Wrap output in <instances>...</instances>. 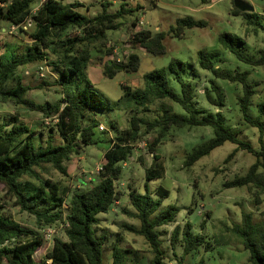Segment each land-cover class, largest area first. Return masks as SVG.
Returning a JSON list of instances; mask_svg holds the SVG:
<instances>
[{"label": "trees", "instance_id": "1", "mask_svg": "<svg viewBox=\"0 0 264 264\" xmlns=\"http://www.w3.org/2000/svg\"><path fill=\"white\" fill-rule=\"evenodd\" d=\"M36 1L38 6L33 12L31 5ZM0 4L3 5L0 6V19L18 26L30 19L33 24L31 32L20 27L21 31L28 33L31 40L24 52L20 55L6 52L0 54V103L22 106L38 111L45 117L56 115L57 120L52 129L62 138V143L59 144L53 143L52 135H49L45 143L36 142V132L18 114L0 118V185L10 193L19 209L33 214L37 227L41 228L61 218L60 208L69 189L60 188L39 170L44 171L45 166H50L62 175H67L64 161L71 154L78 153L82 147L94 142L93 128L97 122L89 119L88 112L111 108L109 103H104L98 97L87 74L92 49L98 52L100 60L102 55H111L113 45L107 41L106 32L119 29L123 25L120 19L140 6L128 8L122 5L115 12L109 13L104 9L101 13L87 16L78 11L83 5L78 0L70 3H63L61 0H42L40 3L38 0H0ZM231 13L245 17L251 15L248 11H240L235 7ZM135 24V21L131 22L132 26ZM206 25L205 20L186 15L177 18L175 25L167 33L182 37L184 28ZM69 28H74L75 31L65 33ZM165 36L164 31L152 33L148 29H141L132 34L131 42L150 54L162 55L166 52ZM217 40L238 60L253 66L264 64V49H259L256 57H250L237 45L242 40L232 33L221 32ZM196 55L198 66L208 70L213 77L207 79L209 86L202 91L210 104L219 109L224 103L222 88L214 78L241 84L242 94L237 103L243 120L258 129L259 149L254 150L248 142L237 138L224 125L219 110L214 114H204L197 110L193 104L195 86L183 77L186 64L179 58L173 57L165 67L144 73L141 87L132 88L120 83L123 95L130 97L135 104L134 113L129 116L128 125L124 129H118L111 123L114 132L103 153L104 161L98 171V178L93 185L71 192L65 208L66 240L54 237L44 261L49 260L50 264H102L101 253L105 236L98 232L103 228L96 216L98 213L107 212L109 206L119 199L120 192L115 189V182L121 176L122 163L131 155L133 144L152 130H156V133L148 144L152 161L144 172L145 191L141 194L131 191L129 194L139 226L124 225L126 230L142 236L148 244L152 253L149 264H164L163 251L155 228L174 222L178 212V207L174 204L156 212L161 201L168 195V190L159 186L156 189L158 198L153 200L146 186L151 179L164 175L163 161L155 148L172 127L207 125L213 131L210 139L186 154L183 161L185 167H190L214 148L229 141L236 147L227 154L224 163L239 149L251 152L255 160L244 174L225 181L224 187L249 185L264 191V125L260 120V115L264 113V103L260 105L259 115L251 118L248 107L254 90L247 82L248 71H232L216 66L219 60V52L216 50L200 48ZM109 60L101 62V67L103 75L112 78L119 71L114 69L113 64L122 65L124 70L134 72L139 67L140 58L131 52L125 61L113 60V64H109ZM36 62H45L58 73L55 83L60 86L62 93L58 101L39 103L26 95L31 87L22 83L19 68ZM171 79L179 84V92L172 87ZM44 85L50 83L44 80L35 88ZM152 103H156L155 110L158 114L152 119L140 116L137 108L146 111L151 109ZM172 103H177L184 114L175 112ZM198 113L202 115L198 116ZM2 208L0 205V264H42L34 262L32 256L36 250L46 247L44 237L37 229L21 225L4 213ZM206 215L209 213L206 212ZM232 228L241 238L243 248L248 251V261L251 264H264V218L254 222L250 212L243 213L240 223ZM179 236L184 254L204 243L202 235H191L190 224L187 222L182 227L178 224L173 227L170 235L172 246L179 240ZM11 240L13 244L8 245L6 242ZM111 250L112 264L123 263L122 252L136 256L138 254V250H123L115 243ZM176 264H184L182 258L177 259ZM196 264H203V260L200 259Z\"/></svg>", "mask_w": 264, "mask_h": 264}, {"label": "rangeland", "instance_id": "2", "mask_svg": "<svg viewBox=\"0 0 264 264\" xmlns=\"http://www.w3.org/2000/svg\"><path fill=\"white\" fill-rule=\"evenodd\" d=\"M70 3L75 0H61ZM83 5L78 8L81 14L93 16L103 12H115L122 5L135 8L120 20L123 25L116 30L106 32L107 41L113 45V60L119 58L125 61L131 52L139 58V67L136 71L119 70L112 78L93 75L91 67L87 68L93 89L98 97L109 103L111 108L89 111V119L95 120L97 125L93 128V143L79 149L78 153L70 155L64 163L67 175H62L50 166H45L44 171L39 170L44 176L57 183L60 188H68L69 192L64 197L60 208L61 218L47 226L37 227L33 214L19 209L13 197L0 185V205L2 211L21 225L37 229L46 240V247L35 251L32 259L36 263L50 264L46 260V253L51 248L52 239L58 237L66 240L65 208L74 190H83L93 185L98 178V171L104 161L103 153L109 146L111 123L117 128H126L128 118L134 113L135 104L130 97L123 95L120 83L137 88L143 81V74L157 68L165 67L173 57L183 60L186 64L183 77L190 80L195 86L193 104L202 113L214 114L217 110L222 113L224 125L232 131L237 138L248 142L254 150H258V129L246 123L239 109L237 100L242 94L241 84L229 82L225 79L214 78L221 86L224 94V103L221 108L210 104L202 92L208 88L209 78H213L208 70L198 66L196 52L200 48L216 50L219 60L216 66L228 68L232 71H248L247 82L253 86V95L248 107L251 118L259 115L260 105L264 103V64L253 66L238 60L230 51L223 48L217 40L221 32H229L242 42H238L246 55L256 57L259 49H264V0H245L253 10L251 15L245 17L233 15V0H78ZM106 4V5H105ZM0 6H3L0 4ZM37 6V1L31 8ZM192 16L194 19H203L207 22L205 27L184 28L182 37H174L169 29L175 25L176 19L183 16ZM143 19V29L152 33L164 31L166 36L164 44L166 52L162 55H153L146 52L137 44H132L131 36L134 33L132 21ZM11 24L0 19V54L6 52L20 55L25 51L31 40L28 33L20 29H12ZM4 28V29H3ZM31 32L33 24L27 26ZM74 28H69L65 33H73ZM110 55L98 58V52L93 48L90 64L100 65ZM19 75L23 84H29L26 95L34 101L55 102L62 97L61 88L55 83L58 73L45 62H36L19 68ZM50 85L35 88L42 81ZM172 87L179 92V84L171 79ZM175 112L184 114L177 103H172ZM149 110L140 111L139 115L148 119L154 118L158 113L156 103L150 105ZM198 113V116L202 115ZM18 114L24 122L36 132V142L45 143L52 135L54 144L62 143V138L55 129L52 116L46 118L38 111L29 110L12 103H0V118ZM264 125V113L260 115ZM89 122V120L85 119ZM102 125L100 130L98 126ZM156 130H152L133 144L131 155L122 163V173L115 182V189L120 192L119 199L115 200L107 212L97 214L102 230L98 231L105 236V243L101 253L102 264H112L113 244H118L123 250H138L137 256L133 253L122 252V264H149L152 253L144 238L125 229L126 224L139 226L136 211L130 203L131 191L141 194L145 191L144 172L152 161V154L148 144L153 139ZM213 136L210 126L172 127L161 139L155 150L160 155L164 165V175L147 182V189L153 200L158 198L156 189L159 186L168 190V195L161 201L156 212L174 204L178 212L174 222L155 228L159 235L160 246L163 251L164 264H176L182 258L184 264H196L200 259L203 264H251L248 261V251L243 248L241 238L233 230V225L240 223L243 213L250 212L252 220L258 222L264 218V191L252 186L224 187L223 183L234 176L242 175L254 162L255 157L246 149H239L226 163L224 158L236 145L229 141L214 148L209 154L201 157L190 167L183 165L184 158L192 148L206 142ZM264 142V130H263ZM155 212V213H156ZM206 212L209 215H206ZM154 213V214H155ZM153 214V215H154ZM152 215V216H153ZM204 221L202 225L201 222ZM190 224L192 236L202 235L204 243L196 249L184 254L181 236L174 246L170 243L173 227L178 224L182 227ZM8 245L13 241L6 242ZM4 243V244H6Z\"/></svg>", "mask_w": 264, "mask_h": 264}, {"label": "built area", "instance_id": "3", "mask_svg": "<svg viewBox=\"0 0 264 264\" xmlns=\"http://www.w3.org/2000/svg\"><path fill=\"white\" fill-rule=\"evenodd\" d=\"M39 1L41 2L42 0H39ZM40 2H39V3H40ZM37 6H38V5H37ZM37 6L34 7V8H32L33 12L36 11ZM30 25H31V20H30V19H27V20H26L23 24H21L20 26H18V25H14V24H11L9 32L12 31V29H17V30H18V29H20V27H22L23 29H26L27 26H30ZM141 29H143V19H142V18H140V19L136 22V24L134 25V33L137 32V31H139V30H141ZM134 33H133V34H134ZM112 55H113V53L109 56L108 59H110V60L113 61ZM115 61H120V59H119V58H116ZM46 118H48V117H46ZM52 119H53V121L55 122V121L57 120L56 115H53V116H52ZM98 128H99L100 130H102V129H103V126L100 125V126H98ZM99 170H100V169H99Z\"/></svg>", "mask_w": 264, "mask_h": 264}, {"label": "water", "instance_id": "4", "mask_svg": "<svg viewBox=\"0 0 264 264\" xmlns=\"http://www.w3.org/2000/svg\"><path fill=\"white\" fill-rule=\"evenodd\" d=\"M233 6L240 11L253 10L252 6L248 4L245 0H233ZM108 63L113 64V61L109 60ZM113 66H114V69H117V70L124 69V66L122 65L113 64Z\"/></svg>", "mask_w": 264, "mask_h": 264}, {"label": "crops", "instance_id": "5", "mask_svg": "<svg viewBox=\"0 0 264 264\" xmlns=\"http://www.w3.org/2000/svg\"><path fill=\"white\" fill-rule=\"evenodd\" d=\"M40 1L38 0V3H39ZM73 2V1H72ZM4 29V28H3ZM91 67V70H92V73H93V75H95V76H97V77H100V75L101 74H103L102 73V67L100 66V65H95V64H90L89 63V65H88V67ZM87 67V68H88ZM87 74H88V77L90 76L89 75V73H88V71H87ZM89 79H90V77H89ZM91 80V79H90ZM142 84H143V81L141 82ZM142 84H140L139 86H137V87H141L142 86ZM114 123V122H113ZM118 129H123V128H118ZM113 130L111 129V131H110V134H113Z\"/></svg>", "mask_w": 264, "mask_h": 264}]
</instances>
